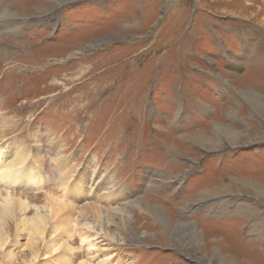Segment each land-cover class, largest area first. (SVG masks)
Returning <instances> with one entry per match:
<instances>
[{"label": "rangeland", "instance_id": "obj_1", "mask_svg": "<svg viewBox=\"0 0 264 264\" xmlns=\"http://www.w3.org/2000/svg\"><path fill=\"white\" fill-rule=\"evenodd\" d=\"M263 17L264 0H0L4 164L24 146L45 176L0 195L52 193L67 221L117 208L112 235L78 226L69 255L63 234H9L13 264H264Z\"/></svg>", "mask_w": 264, "mask_h": 264}, {"label": "bare ground", "instance_id": "obj_2", "mask_svg": "<svg viewBox=\"0 0 264 264\" xmlns=\"http://www.w3.org/2000/svg\"><path fill=\"white\" fill-rule=\"evenodd\" d=\"M263 23H264V17H263ZM24 149H25L24 146L19 147L16 150L15 157L9 160L7 164H4L5 163L4 159H6L8 155H6L3 152V150H1L0 148V184L3 183L6 184L7 186H12L16 184L19 185L23 183L25 184L27 182V176L30 175L31 177L30 181L28 180L30 185L32 184L36 185L37 183L38 185H40V187H43L45 185L44 184L45 176H41L40 167L38 163L30 162L31 165L28 168L24 169L23 165L26 164V159L29 156V154H25ZM33 159L34 161L39 162L37 158L36 159L33 158ZM35 164L38 167H36ZM70 179L71 177L65 182V189H63L64 193L68 192L67 187L72 188V186L68 184ZM44 203L46 204L43 207L37 205L33 206L30 203V200H28L24 196H19L13 193H9V191L8 193L5 192V194L1 193L0 195V264H13L14 259L17 256L16 255L17 253L14 252L12 249H6V247L9 244L8 241L11 237L10 235L14 232L16 233L15 235L21 233L22 231L29 232L28 239L32 248L35 247L36 240L44 239L47 236V234L48 235L63 234L66 236L64 248L56 247L54 251L62 250L64 255L71 254V251H73L74 249L73 246L69 244V239H72L75 233H78L77 232L78 226L83 227L85 230H93L95 231L96 235H100L101 233L102 235H106L108 237L112 235L110 234L111 232L108 228H110L111 225H114L111 222H114V219L116 218V213L114 211L117 210V208H108V209L102 208L101 206L95 203L92 204L88 203L84 206H80L79 208L84 207V210L94 215V216L91 215L92 221L90 223H87V222L79 221L75 219V217H70L68 221L67 219L59 220L65 215H69L70 212L76 210L77 208H75L74 204L66 202L65 200L60 199L59 197H57L52 193H49L47 195V197L44 200ZM129 204L136 205L137 208L140 209L144 215L145 212L143 211L149 209L150 212L155 213L156 220H158V222L166 226L167 216L164 214L165 209L161 207L159 204L156 203L150 204V202L145 201L143 198ZM32 208L35 209L36 213L32 216H28L27 212L30 211ZM129 213L130 212L128 211L124 212L123 217H128ZM130 220L131 218L127 220V223H129ZM173 224L175 225V227H189L192 231H194V234L199 232L194 222L183 223L174 220ZM9 226L11 227L9 228ZM122 227L123 229L119 231L122 232L124 231L126 233L130 232L129 231L130 225L129 226L122 225ZM80 234L84 235L83 232ZM84 241H88V237L82 238V242ZM122 241L126 242V240H124L123 238ZM137 242H140V240H137ZM37 256H38V250L31 249L30 254H28L27 256L25 255L24 258H22V264H30L34 262L37 259ZM69 258L70 257L64 258V262H68ZM78 264H91V263L88 260H83L80 261Z\"/></svg>", "mask_w": 264, "mask_h": 264}]
</instances>
